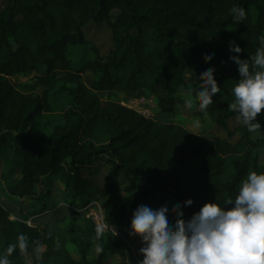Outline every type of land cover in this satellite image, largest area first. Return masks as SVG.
<instances>
[{"label": "trees", "instance_id": "trees-1", "mask_svg": "<svg viewBox=\"0 0 264 264\" xmlns=\"http://www.w3.org/2000/svg\"><path fill=\"white\" fill-rule=\"evenodd\" d=\"M237 3L246 12L241 23L233 22ZM102 23L112 37L105 55L84 32ZM261 33L264 0H5L0 185L12 203L0 197V264H27L40 253V264H129L126 242L111 232L98 234L86 218L93 203L103 205L109 227L129 238L132 212L141 204L156 208L191 197L188 217L215 196L219 203L235 196L248 172L264 171V109L257 116L261 130L250 133L228 108L239 78L229 41L248 58ZM86 45L94 59L73 69L70 48ZM206 51L215 52L212 60ZM208 66L216 69L221 93L202 112L198 81L188 83L185 75L203 79ZM32 74L31 82H13ZM183 88L195 115L207 116L222 132L194 133L122 104L145 92L158 99L161 113H175L185 101ZM106 93L124 98L102 100ZM47 131L46 143L40 142L36 134ZM105 166L122 186L94 181ZM58 213L68 217L61 230L36 225ZM113 257L120 261L112 263Z\"/></svg>", "mask_w": 264, "mask_h": 264}, {"label": "clouds", "instance_id": "clouds-1", "mask_svg": "<svg viewBox=\"0 0 264 264\" xmlns=\"http://www.w3.org/2000/svg\"><path fill=\"white\" fill-rule=\"evenodd\" d=\"M231 12L235 23L246 19L245 8L239 3ZM257 39L255 54L248 58L237 55L243 49L229 41V52L234 53L229 60L237 65L239 78L231 88L234 102L228 108L238 113L237 120L250 133L261 130L257 116L264 109V33ZM204 56L212 60L215 52L206 51ZM215 71L214 66H208L200 73L203 79L196 77L202 112L221 93ZM193 203L189 197L165 201L156 208L145 204L136 207L128 235L138 237L142 245L138 253L143 258L137 264H264V171L248 172L235 196L226 202L219 203L215 196L186 217L184 207ZM96 231L99 234L102 228Z\"/></svg>", "mask_w": 264, "mask_h": 264}, {"label": "rangeland", "instance_id": "rangeland-1", "mask_svg": "<svg viewBox=\"0 0 264 264\" xmlns=\"http://www.w3.org/2000/svg\"><path fill=\"white\" fill-rule=\"evenodd\" d=\"M5 0H0V8L3 7ZM85 35L88 41L94 46H96L100 53L102 55L107 54L110 49L112 48V37L111 32L109 28L107 27L106 23H102L99 25L95 24H89L87 28L85 29ZM95 54L92 51L91 46H76L71 47L69 51V58L72 63L73 69H78L81 67L84 63H86L89 60L94 59ZM35 74H32L30 77H23L18 76L13 79V82L16 83V85L19 87L23 84H26L28 82H31L33 79V76ZM87 82L91 81V76L88 75L86 77ZM185 80L188 83H192L194 80H196V76L192 73H186ZM180 94L185 97V101L183 104L177 106V110L175 113H161L158 109V99L152 95H144L142 96L141 100H139L138 105L136 106L137 110L140 112V114L152 118L155 121H158L162 124H177L181 125L184 128L190 130L194 133H200V132H216L219 130L222 132L221 129L215 126L213 121H211L207 116L199 117V115H195V107L192 99L186 95V91L181 89ZM115 99L117 101L123 100L122 94H109L106 93L104 95H101L102 100L107 99ZM127 103V102H125ZM196 121H199V125L197 126L195 124ZM59 121H56V123ZM218 128V129H217ZM49 136V131L44 133H38L36 134L37 139L42 142L46 143L47 138ZM2 170V165L0 166V174ZM94 181L100 185L101 187L106 186L107 184H117L118 186H122L123 179L121 178H112L109 175V169L107 166L103 168V171L100 176L94 178ZM0 185V197L2 201L11 204L12 201L9 200L6 195H4ZM40 190L45 191L46 188H40ZM60 200L61 197H60ZM102 209H104L103 205L98 202ZM12 207L17 210V206L12 204ZM67 216H62L61 214H48L45 216H42L37 219L36 225L44 226L48 225L51 227L52 230H61L64 226L65 222H67ZM125 242L130 250V256L128 257V263L129 264H137V262L142 259V255L138 253V249L142 246L140 244V240L138 237H129L125 238ZM72 250H75L73 246H71ZM43 250H45L43 248ZM97 254V251L95 250L93 257H95ZM42 260V254H34L30 257H28L27 264H40ZM120 261V258L113 257L111 259L112 263H117Z\"/></svg>", "mask_w": 264, "mask_h": 264}, {"label": "built area", "instance_id": "built-area-1", "mask_svg": "<svg viewBox=\"0 0 264 264\" xmlns=\"http://www.w3.org/2000/svg\"><path fill=\"white\" fill-rule=\"evenodd\" d=\"M139 100L140 99L137 98L133 102L132 101L128 102L126 105H132V106L136 107L137 103L135 101H139ZM131 109H133V108H131ZM137 112L140 113L139 111H137ZM86 218L91 220L96 225V227L102 228V231L111 232L114 235H116V236L122 238L124 241H126L125 238L120 234L118 228L109 227L107 225L106 218H105V209H102V207L100 206V204L98 202H95L91 206L88 207V209L86 210Z\"/></svg>", "mask_w": 264, "mask_h": 264}, {"label": "crops", "instance_id": "crops-1", "mask_svg": "<svg viewBox=\"0 0 264 264\" xmlns=\"http://www.w3.org/2000/svg\"><path fill=\"white\" fill-rule=\"evenodd\" d=\"M140 94H141V95H140L139 97H136V98H134V99H131V100H129L128 102H131V101L133 102V101H134L135 99H137V98H139V99L141 100L142 96L147 95L145 92H140ZM128 102H127V103H128ZM135 102H136L137 105H138V102H139V101H135ZM127 103L123 102L122 104H123V105H126ZM136 103H135V104H136ZM126 106L129 107V108H133V109H135L136 111H138L137 108H136L135 106H132V105H126ZM0 166H1V165H0ZM42 188H43V187H42ZM41 191H42V190H41Z\"/></svg>", "mask_w": 264, "mask_h": 264}]
</instances>
